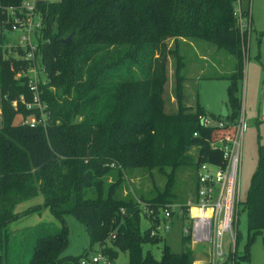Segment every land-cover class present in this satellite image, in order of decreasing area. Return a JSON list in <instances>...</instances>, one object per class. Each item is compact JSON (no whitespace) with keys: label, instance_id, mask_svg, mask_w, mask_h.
Returning <instances> with one entry per match:
<instances>
[{"label":"trees","instance_id":"trees-1","mask_svg":"<svg viewBox=\"0 0 264 264\" xmlns=\"http://www.w3.org/2000/svg\"><path fill=\"white\" fill-rule=\"evenodd\" d=\"M24 1L1 0L6 6ZM236 1L38 3L44 21L41 54L47 75L40 88L49 116L45 126L15 125L19 115L29 118L40 113L22 103V98L33 101L24 77L27 63L6 60L0 48V92L5 102L0 129V264H79L87 255L63 256L69 215L84 227L90 248H102L112 264L120 252L128 255V264H192L188 247L173 254L165 245L160 262L151 253L144 254L143 245L158 236L151 235L152 227L142 232L141 217L159 223L160 209L178 198L174 186L179 168L222 162L221 153L210 143L233 135L238 119L234 113L239 115L241 109L237 86L243 78L241 46L248 42L239 30ZM71 35L72 40L63 43ZM180 39L212 42L236 57L232 73L221 77L229 82L231 113L226 118L207 114L199 103L194 108L185 104ZM169 40L175 43L173 49ZM170 58L175 60L176 108L167 112L164 97ZM206 115L228 126L204 128L200 117ZM133 169H146L151 175L157 170L166 178L164 189L155 188L150 198L139 202L123 199L126 171ZM250 194L247 250L250 235L264 231V146ZM38 197L43 206L17 212L18 205ZM141 204L151 208L154 217L147 216ZM46 208L59 228L44 223L13 232L16 222ZM239 240L240 233L238 244ZM184 243L188 244L186 237ZM227 258L234 264L250 260L246 251Z\"/></svg>","mask_w":264,"mask_h":264},{"label":"rangeland","instance_id":"rangeland-1","mask_svg":"<svg viewBox=\"0 0 264 264\" xmlns=\"http://www.w3.org/2000/svg\"><path fill=\"white\" fill-rule=\"evenodd\" d=\"M56 3L60 0H45ZM235 12L241 9L242 14L249 17L250 33L243 36L248 37L247 45H242V56L244 62L243 78L237 82L239 88V97L241 109L234 114L239 123L243 115L245 132L243 136L242 147V173L240 184V200L238 214V230L241 233L239 240L238 254L244 255L245 251L249 253V263L241 264H264V231L251 236V244L247 250L248 244V213L246 211L248 201L252 194H249L254 176L260 164V149L264 146V0H237L234 3ZM3 33V40L0 45L7 46L14 43L10 39L8 32L0 27V34ZM79 46L81 42L78 43ZM168 47L173 49L175 43L173 40L167 42ZM84 50L78 51L83 53ZM179 53L184 59L185 66L181 74L185 78V104L195 107L199 106L212 113L213 116L223 118L222 110L226 106L228 113H231V105L228 103V81L222 76H229L236 65V57L231 55L224 48L215 43L198 39H180ZM168 83L166 85V110H175V60L170 58L167 65ZM45 79V75L42 76ZM43 79V80H44ZM46 81V80H45ZM5 106V102L1 104ZM170 111V112H171ZM35 116V115H34ZM49 116L46 114L45 120L48 122ZM32 117L24 118L19 115L15 119V125L31 121ZM81 120V118H80ZM3 126V120L0 117V128ZM126 184L124 191L120 194L123 199L132 197L139 202L141 199L151 197L155 188L164 189L166 178L154 170L152 175L146 169H133L126 171ZM109 180H112L109 178ZM197 184V168L188 165L177 170L175 175L174 193L178 197L171 206L173 216L170 222L154 223L142 215L141 230L147 231L149 228L158 232L151 244L143 245L144 254L149 252L156 259L161 261L163 248L166 245L173 254H181L188 247L190 250V260L192 264H218L220 258L212 259L207 245H194L186 237V227L191 224L183 218L181 207L185 209L188 203L195 200V188ZM43 206L41 197L24 202L17 206V212L22 213L32 208ZM185 206V207H184ZM186 210V209H185ZM160 214V212H159ZM68 227V245L63 256H85L90 258L96 256L102 251L98 246L90 248V238L86 234L84 227L75 216L69 215L66 218ZM50 224L52 227L59 228L61 225L53 218L49 209H43L40 213H34L24 217L13 225V232L18 233L27 230L38 224ZM160 227V232L158 231ZM188 244L184 243V238ZM224 250L228 251V246ZM97 257V256H96ZM129 258L126 253H119L118 259L114 264H128ZM102 264V263H101ZM221 264H234L230 258H227Z\"/></svg>","mask_w":264,"mask_h":264},{"label":"built area","instance_id":"built-area-1","mask_svg":"<svg viewBox=\"0 0 264 264\" xmlns=\"http://www.w3.org/2000/svg\"><path fill=\"white\" fill-rule=\"evenodd\" d=\"M44 0H25L20 5L6 6L0 0V27L8 32L10 39L14 41L7 46L0 45L4 58L7 60L22 59L27 63V71L24 77L28 79V87L32 94V103H26L27 110H36L39 116H32L31 121L23 122L24 125L35 129L45 126L47 121L46 104L42 101L40 85L46 82V68L43 65L41 45L43 32V17L39 13L38 3ZM237 2V1H236ZM241 35L250 33V19L235 12ZM3 40V33L0 34ZM45 75V79L42 76ZM18 75L17 78H21ZM44 79V80H43ZM16 103L13 104L16 107ZM200 123L204 128L221 130L228 126L223 120H218L209 115L201 116ZM245 124L243 115L239 123L233 125V135H225L223 138L210 143L212 149L221 153V164L202 162L197 166L196 196L193 202L188 203L186 210L181 211L183 218L191 224L186 227V237L194 245H207L214 258L227 257L238 249V214L240 200V184L242 173V147ZM195 136H197L195 134ZM142 205V204H141ZM174 206H165L160 209L161 222H170L173 216ZM147 216L155 213L145 204L142 205ZM124 213V211H122ZM154 217V216H153ZM158 227V231L160 230ZM160 232V231H159ZM151 235L158 236V232L152 229ZM228 246V251L224 250ZM99 248V247H98ZM102 250V248H100ZM103 251V250H102ZM102 251L96 256L83 257L79 264H112L111 260Z\"/></svg>","mask_w":264,"mask_h":264},{"label":"water","instance_id":"water-1","mask_svg":"<svg viewBox=\"0 0 264 264\" xmlns=\"http://www.w3.org/2000/svg\"><path fill=\"white\" fill-rule=\"evenodd\" d=\"M72 40V35L69 36L67 39L63 40V43H68ZM222 116L224 118H226L228 116V111H227V108L226 106H224L223 110H222ZM227 255H224L218 262V264H221L225 259H226Z\"/></svg>","mask_w":264,"mask_h":264},{"label":"crops","instance_id":"crops-1","mask_svg":"<svg viewBox=\"0 0 264 264\" xmlns=\"http://www.w3.org/2000/svg\"><path fill=\"white\" fill-rule=\"evenodd\" d=\"M2 100H3V96H2V93L0 92V117H1L2 120H3V117H2V109H1ZM205 112H206L207 114H212V113H209V112H207V111H205ZM222 117H223V116H222ZM2 127H3V126H2ZM2 127H1V128H2ZM1 128H0V129H1ZM239 233H240V231L238 230V234H239ZM188 238H189V237H188ZM240 238H241V233H240ZM226 259H227V257H226ZM226 259H225V260H226ZM225 260H224V261H225ZM224 261H223V262H224ZM223 262H222V263H223ZM191 263H192V262H191Z\"/></svg>","mask_w":264,"mask_h":264}]
</instances>
